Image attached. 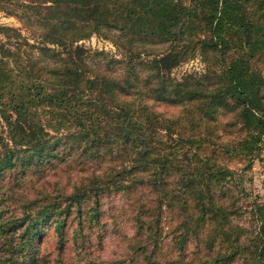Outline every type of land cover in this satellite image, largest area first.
<instances>
[{
	"label": "rangeland",
	"instance_id": "1",
	"mask_svg": "<svg viewBox=\"0 0 264 264\" xmlns=\"http://www.w3.org/2000/svg\"><path fill=\"white\" fill-rule=\"evenodd\" d=\"M42 4L28 7L30 19L22 10L16 12L17 7H0V25L17 27L29 42L46 31L76 35L74 43L89 50L88 66L128 79L129 105L139 109L145 123L162 127L147 141H154L151 145L163 154L169 147L177 150L174 164L160 166L159 173L166 178L170 168V176L153 184L141 172L128 180L131 167L115 174L118 163L128 156L109 142L98 151L65 149L48 161L43 152L0 170V237L16 232L15 259L7 256L5 263L264 264L257 237L258 210L264 207V143L259 149L248 148L252 130L241 117L239 101L226 93L225 75L231 59L252 53L251 67L264 76V48L247 51L233 30L228 32L234 39L230 44L199 48L197 35L205 31L197 20L172 41L108 25L94 30L86 20L51 26L61 11L88 12L81 6L70 11L48 1ZM247 9L251 12L249 5ZM170 45L192 54L167 72L156 71L152 58ZM261 95L264 108V86ZM175 167L194 190L182 193L184 186H170L177 176ZM197 167L207 170L204 187L199 179L192 180ZM220 168L226 172L221 174ZM115 180L120 185L114 186ZM75 185L78 201L68 203L67 194ZM54 202L69 204L68 213L51 212ZM36 209L43 211L34 214ZM28 211L38 219L35 230L12 228V215ZM57 219L63 222L61 236Z\"/></svg>",
	"mask_w": 264,
	"mask_h": 264
},
{
	"label": "trees",
	"instance_id": "2",
	"mask_svg": "<svg viewBox=\"0 0 264 264\" xmlns=\"http://www.w3.org/2000/svg\"><path fill=\"white\" fill-rule=\"evenodd\" d=\"M47 1L58 5L57 9L62 6L73 11L81 6L88 12L78 15L61 11L51 26L86 20L94 30L100 25H108L131 32H148L172 41L197 20L205 31L203 35H197L201 41L199 48L215 49L230 44L234 39H230L229 30L231 34L232 30L237 33L247 51L264 48V0H125V3L122 0H0V7H17L16 12L22 10L23 16L30 19L28 7L37 9ZM248 5L254 13L252 16ZM177 24H180L178 29H173ZM77 38L76 35L68 37L46 31L36 35L34 42H29L17 27L0 25V170L12 168L23 158L30 160L43 152H46L44 160L48 161L49 156H62L65 149L83 147V150L94 148L98 151L109 142L123 148L128 156L118 163L115 174L120 175L122 168L131 167L130 181L137 179L138 172L146 174L150 184L166 180L172 171L169 168L164 178L159 173L163 172L160 166L174 164L177 149L169 147L163 154L158 147L151 145L154 141H147L162 127L152 121L145 123L139 109L129 105L128 88L132 85L128 79L99 69L93 71L88 66L89 50L75 44ZM46 41L54 45L50 46ZM190 54L180 53L170 45L155 55L152 62L156 71L164 73ZM248 56L235 57L226 64V93L239 101L241 117L252 130L251 147L248 148L259 149L264 143V108L261 103L264 76L251 67ZM219 171L221 174L226 172L222 168ZM174 172L177 176L170 186L177 185V189L184 186L182 193L195 189L188 188V177L182 176L177 167ZM191 174L192 180L199 179L204 187L208 181L207 170L197 167V171ZM112 184L120 185L119 180ZM76 192H79L77 185L67 194L68 203L78 198ZM49 208L51 212L67 214L69 204L62 206L54 202ZM1 210L0 206V213ZM42 211L36 209L33 213ZM258 211L257 219L261 218L257 224L259 254H264V207ZM37 220L28 211L12 215L10 223L12 228L23 226V231L28 229L29 232L35 230ZM56 225L61 236L63 222L57 219ZM18 234L23 237L22 233ZM15 235L14 230L0 237V264H7L4 260L7 256L15 259ZM24 240H28L27 236ZM58 242L61 247L62 239L59 238ZM18 243L21 244L22 239ZM259 254L257 260L261 257Z\"/></svg>",
	"mask_w": 264,
	"mask_h": 264
}]
</instances>
